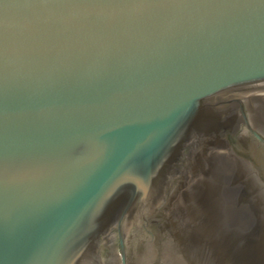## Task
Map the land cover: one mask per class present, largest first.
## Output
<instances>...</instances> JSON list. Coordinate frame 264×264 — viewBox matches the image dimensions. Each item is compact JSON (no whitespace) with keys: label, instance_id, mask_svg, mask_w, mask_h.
<instances>
[{"label":"water","instance_id":"obj_1","mask_svg":"<svg viewBox=\"0 0 264 264\" xmlns=\"http://www.w3.org/2000/svg\"><path fill=\"white\" fill-rule=\"evenodd\" d=\"M221 147L264 209V0H0V264H264Z\"/></svg>","mask_w":264,"mask_h":264},{"label":"rangeland","instance_id":"obj_2","mask_svg":"<svg viewBox=\"0 0 264 264\" xmlns=\"http://www.w3.org/2000/svg\"><path fill=\"white\" fill-rule=\"evenodd\" d=\"M247 109L252 123V109H257L256 102L250 103ZM221 155L230 161L256 242L264 243V209L260 202H254L252 161L241 155L228 152L226 147H221Z\"/></svg>","mask_w":264,"mask_h":264},{"label":"bare ground","instance_id":"obj_3","mask_svg":"<svg viewBox=\"0 0 264 264\" xmlns=\"http://www.w3.org/2000/svg\"><path fill=\"white\" fill-rule=\"evenodd\" d=\"M254 101H255L254 99H249V102L252 104L254 103Z\"/></svg>","mask_w":264,"mask_h":264}]
</instances>
